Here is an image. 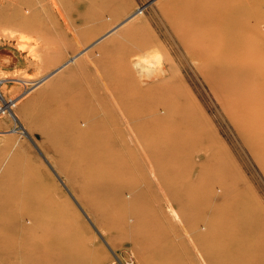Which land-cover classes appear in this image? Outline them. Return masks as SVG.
<instances>
[{
  "label": "rangeland",
  "instance_id": "rangeland-1",
  "mask_svg": "<svg viewBox=\"0 0 264 264\" xmlns=\"http://www.w3.org/2000/svg\"><path fill=\"white\" fill-rule=\"evenodd\" d=\"M160 2L0 0V264H264V84H220Z\"/></svg>",
  "mask_w": 264,
  "mask_h": 264
},
{
  "label": "bare ground",
  "instance_id": "bare-ground-1",
  "mask_svg": "<svg viewBox=\"0 0 264 264\" xmlns=\"http://www.w3.org/2000/svg\"><path fill=\"white\" fill-rule=\"evenodd\" d=\"M159 5L161 9L171 10L173 15H177L173 27L178 37L189 43L191 54L201 60V66L206 72L217 76L220 84L231 86L239 83L244 77H250L252 81L248 80V83L264 84V70L261 69L258 60L259 55H264V0H167V2L161 0ZM84 18V14H79L74 23H80ZM78 28L76 29L79 33L84 29L81 26ZM28 42L26 35L20 36L19 51L16 53L20 62L15 70L29 66L28 61L31 63V52L36 48ZM92 46L94 45L89 47ZM138 47L140 48L141 44H138ZM37 53L39 54L38 51ZM76 57L71 60L75 61ZM35 58L37 59L36 56ZM0 73H3L1 67ZM28 75L30 74L27 73ZM106 82L112 83V80ZM0 94L5 100V95ZM83 96L87 100L102 99L108 105L109 102L112 105L111 101L116 104V93L111 90L109 93L102 88L86 90ZM120 106L123 107L122 116L126 117L128 112L125 105ZM3 110L5 113L6 110ZM123 135L125 132L121 134ZM105 146L108 150H121L127 147L124 142Z\"/></svg>",
  "mask_w": 264,
  "mask_h": 264
}]
</instances>
